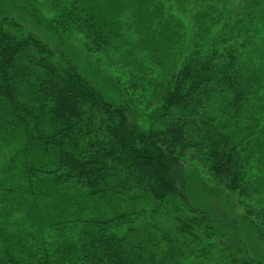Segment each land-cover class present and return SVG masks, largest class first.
Returning <instances> with one entry per match:
<instances>
[{"label":"trees","instance_id":"16d2710c","mask_svg":"<svg viewBox=\"0 0 264 264\" xmlns=\"http://www.w3.org/2000/svg\"><path fill=\"white\" fill-rule=\"evenodd\" d=\"M44 1L120 66L0 0V264H264V0Z\"/></svg>","mask_w":264,"mask_h":264},{"label":"rangeland","instance_id":"374dc122","mask_svg":"<svg viewBox=\"0 0 264 264\" xmlns=\"http://www.w3.org/2000/svg\"><path fill=\"white\" fill-rule=\"evenodd\" d=\"M6 3L9 4V6L12 8V13L16 18L21 20L25 24L26 27L31 28L34 30L40 37L48 41V37L51 40V45L58 46L60 50L72 52L74 60L79 64V67L82 63V66L80 67L81 71L83 72V66L87 67L88 62L87 59H90L92 64L95 63L97 59V65H99L102 72L109 74L111 72H117L116 68L117 66H120L119 63H113L106 61V64L102 65L101 63H104V60L102 58H97L93 56L87 55L83 51L82 42L80 40V37L74 33L73 35H69L65 39L61 38L57 33H54L51 28H49L46 24V20L50 19L52 16V12L48 9L47 2L44 0H6ZM9 7V8H10ZM131 32V31H130ZM114 54H111L109 56L113 57ZM77 56V60L76 57ZM118 56V53L116 57ZM119 57V56H118ZM114 58V57H113ZM111 64L110 65H108ZM115 66V67H113ZM156 73V71H155ZM201 198L208 203L210 207L217 206V203L220 202L217 198H211L208 199V197L205 196L203 191H200ZM235 201V200H234ZM233 200L226 201L229 204L238 205V203ZM218 207V206H217ZM236 211H241L240 208H237ZM243 232L240 234L242 243L244 247L246 248V251L248 254L252 256H259L264 257V245L256 238L255 234L249 230V229H243Z\"/></svg>","mask_w":264,"mask_h":264}]
</instances>
